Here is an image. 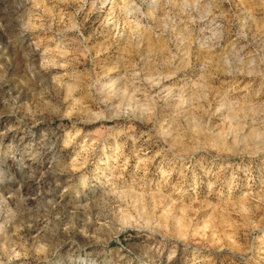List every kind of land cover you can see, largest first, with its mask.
<instances>
[{
	"label": "rangeland",
	"instance_id": "1",
	"mask_svg": "<svg viewBox=\"0 0 264 264\" xmlns=\"http://www.w3.org/2000/svg\"><path fill=\"white\" fill-rule=\"evenodd\" d=\"M0 264H264V0H0Z\"/></svg>",
	"mask_w": 264,
	"mask_h": 264
}]
</instances>
